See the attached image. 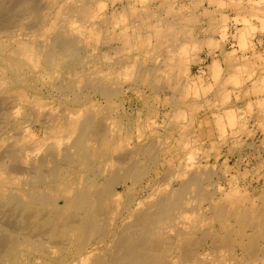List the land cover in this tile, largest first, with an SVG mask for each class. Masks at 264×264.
<instances>
[{"label":"rangeland","instance_id":"rangeland-1","mask_svg":"<svg viewBox=\"0 0 264 264\" xmlns=\"http://www.w3.org/2000/svg\"><path fill=\"white\" fill-rule=\"evenodd\" d=\"M40 1L39 7H44L50 0ZM60 1L54 0L52 5L57 7ZM80 1L93 7L95 14H99L97 17H101L100 21L105 20L103 15L107 21H101L105 24L95 32L99 38L95 36L90 42L91 50L84 51L79 57H85L86 69L108 72L113 87L121 86L124 97H115L108 103L94 94L71 92V84L78 79L76 70L64 67L62 60L53 68L43 65L42 72L28 77L29 69L24 63L20 65L16 59L10 58L12 52L18 50L10 45L11 39L4 36L0 39V100L3 96H10L7 98H10V108L13 107L10 114L13 115L8 124H3L0 118V137H6L0 150L11 144L12 139L17 141L12 144L23 148L26 140L31 139L33 143L48 137L46 126L40 121L43 117L54 119L56 116L55 121L61 124L71 111L97 99L96 108L100 109L101 120L110 115L104 126L108 134L111 132V142L119 144L118 150L130 152V148L139 144L147 148L142 157L138 156L142 167L137 172L134 190L129 198L125 196L123 203L145 197L140 190L148 182L159 190L188 184L189 190L181 201L182 209L174 214L176 217L180 212V215L171 222L172 226H168L170 231H176L169 234L168 223L165 225L167 221L162 225L167 230L163 229L164 233L171 237V243L176 241L177 244L176 250L169 254L172 261L177 260L179 264H186L185 259H188L187 264H214L215 260V264H264V0ZM95 40L100 43L97 47ZM16 66H23L20 73H24V78L9 71L15 70ZM125 77L129 80L126 81ZM125 109H128V116L123 113ZM16 123L20 125L19 133L24 129L27 131L14 135ZM38 151H34L37 156ZM35 153L30 155L36 156ZM7 159L4 158L3 167L8 166L9 171L13 169L14 160ZM184 167L186 170H182ZM193 174L198 178L194 183L191 181ZM5 176L0 177L1 188ZM31 179L29 175H12L13 184L17 186ZM240 209H243L242 220L233 216V212ZM173 223L178 229H174ZM224 223L231 225L234 233L222 231ZM242 228L243 236L240 234ZM181 230L192 234V244L188 246L190 249L187 248L191 256L188 254L185 259H181L182 253L176 252L181 244L175 234ZM202 235L207 237L200 238ZM51 249L57 252L56 248ZM66 253L77 261L84 257H77L72 248ZM223 255L224 262L220 259Z\"/></svg>","mask_w":264,"mask_h":264},{"label":"bare ground","instance_id":"bare-ground-1","mask_svg":"<svg viewBox=\"0 0 264 264\" xmlns=\"http://www.w3.org/2000/svg\"><path fill=\"white\" fill-rule=\"evenodd\" d=\"M39 1L0 0V39L4 36L9 37L11 39L10 45L16 46L18 50L14 53L12 52L10 58L16 59L20 65L24 63V66L29 69L28 77L36 76L42 72L43 65L45 68H53V65L55 66L57 62L62 60L65 64H62L64 67L67 66L76 70L75 73L78 79L71 84V92L92 96L94 94V96H100L101 99L108 103L112 102L113 98L121 96L123 94L120 89L121 86L113 87L114 85L112 84L114 82L111 83L108 72L102 73L97 68L93 70L86 69L85 57H79L80 54L83 55L84 51L91 50L90 42L95 36L99 35L95 32L105 24L106 16L105 18L103 17L104 15L102 16L104 12L101 13V16L105 20H101L104 21L101 22L100 16L97 17L99 9L98 11L96 10L97 14H95L93 7L87 3H81L80 0H61L57 7L52 5L54 0H45L46 5L44 7H39ZM39 33L41 34L39 35ZM105 42H107L108 46V41L106 40ZM94 43L97 47L99 42L95 40ZM12 46L9 47L10 51ZM9 71L18 78H24V73H20L23 71V66H16L15 70L10 69ZM128 80L126 78V81ZM5 83L8 82L6 81ZM60 95L62 94L60 93ZM7 97L3 96L2 100H0V118H2L3 124L11 123L9 119H11V114L13 115V113L10 114V98L8 99ZM96 100L92 99L90 103L80 105L79 108L71 111L67 118L63 121L61 120V124H57L55 121L56 116H54V119H50L51 117L47 116L43 117L40 121L45 124L46 136L48 135V137H42L41 140H35L36 142L34 141L33 143L30 142L31 139L28 142L26 140L23 148H17L15 144H12L14 142L12 139V142L10 141L11 144L1 148L0 177L3 178L6 175V179H3L4 186L0 187V264H37L39 263L38 261H40V264H179L177 260L172 261L171 257H169V254L173 253L172 250L177 248L176 241L171 243L173 241L170 236L164 233L165 229L162 225L163 222L167 221L165 223V225L168 223L166 229L170 231L171 228L168 226H172L171 222L176 219L177 215H180L179 212L176 217L174 216L176 211L182 209L180 208L182 206L181 201L184 199L183 197L187 190H189L187 188L188 184L180 188L166 186V189L162 188L161 190L160 188L159 190L156 188L157 186L154 188L148 182L145 186H141L140 190L141 195L143 193L146 194L145 197L140 196L138 199L133 198L123 203L125 196H128L134 190L137 172L142 167V161H139L138 156L142 157L147 152V148L139 144L138 147L130 148L134 152L132 150L130 152L118 150L117 146L119 144L111 142L109 137L111 132L108 134L105 129L106 126H104L109 122L110 115L104 116V120H106V124H104V120L102 121L99 116L100 109L97 110L96 108V103L99 102H96ZM127 110L125 109L123 112L126 116L129 115ZM37 117H41V115ZM19 126L17 123L14 126V131H16L14 135L23 134V132L27 131L24 129L23 132L19 133ZM5 138L0 137V146L1 144L3 145L1 142H4ZM20 145L22 146V144ZM128 149L129 147L125 150ZM35 150L44 151V154L41 156L42 152L39 153L38 151L39 156H37V153L34 152ZM29 152L35 153L36 156L30 155ZM137 153L139 154L137 155ZM4 158L14 160V163L12 162L13 165L11 164L13 169L7 171L8 166L4 169ZM182 162L184 161L182 160ZM19 163L21 164L19 165ZM192 168L190 170H193ZM184 169L185 167L182 170ZM182 170L180 171L183 172ZM13 173L24 176L29 175L32 179L21 186H17L12 181ZM162 178L165 179L167 177L163 176ZM179 178L181 179V176ZM196 179H198L197 176L193 174L191 181L194 183ZM139 181L141 182V180ZM198 181L197 183H199ZM55 183H58V186ZM12 184L14 185L13 187L10 186ZM3 189L6 191H3ZM137 195H140V193ZM186 203L188 204V202ZM219 212L221 213V211ZM233 214L234 217L241 219L243 209L234 211ZM225 223L224 225L220 224V226H223H221L222 228L220 227L223 229L222 231H227L229 234L234 233L232 226ZM173 224L175 225V223ZM176 226L177 224L173 226L174 229ZM201 228H203V225ZM241 230L242 233L240 234L242 235L243 228ZM174 231L176 230L172 232ZM175 235L181 244L176 252L182 253H179L182 257L181 259H185V256L190 255L187 250L190 249L188 248L189 244H192L190 242V238L192 239L190 235L192 234H187L181 230ZM228 235L226 236L228 237ZM203 236L206 235H202L200 238ZM218 237L221 238L222 236ZM232 240L231 242H233ZM203 242L205 241L203 240ZM50 244L52 246L55 245L50 247L56 248V253L49 247ZM69 248H72L74 253L76 252L77 257L83 255L84 257L77 261L73 255H66V250H69ZM41 252L43 253L41 254ZM223 252L221 251V253ZM37 253H40L41 257L37 256ZM222 257L224 258L225 256L223 255L220 258L224 262L225 259L223 260ZM185 261L188 262V259H185ZM214 262L216 263V260Z\"/></svg>","mask_w":264,"mask_h":264},{"label":"crops","instance_id":"crops-1","mask_svg":"<svg viewBox=\"0 0 264 264\" xmlns=\"http://www.w3.org/2000/svg\"><path fill=\"white\" fill-rule=\"evenodd\" d=\"M258 1H261V0H258Z\"/></svg>","mask_w":264,"mask_h":264}]
</instances>
